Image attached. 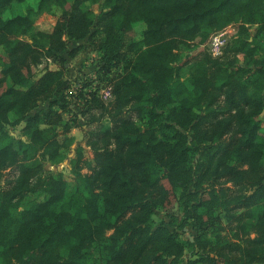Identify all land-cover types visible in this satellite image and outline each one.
Masks as SVG:
<instances>
[{
    "label": "trees",
    "instance_id": "trees-1",
    "mask_svg": "<svg viewBox=\"0 0 264 264\" xmlns=\"http://www.w3.org/2000/svg\"><path fill=\"white\" fill-rule=\"evenodd\" d=\"M20 1L0 0V46L5 56L0 122L13 112L26 120L23 132L28 138L13 140L6 132L0 134V172L11 166L18 172L0 192V264H95L94 251L107 257L105 264H178L187 247L201 251L188 264H260L264 260V121L260 119L264 0H42L40 9L48 3L59 8L60 15L53 30H38L30 41L22 36L33 29L34 9L6 20L1 17L3 9ZM94 3L101 6L98 16L91 8ZM231 23L237 29L233 48L246 65L230 70L234 65L205 55L191 65V85L183 82L180 67L190 59L183 58L180 47L206 43L211 29ZM137 24L143 26V39L128 45L132 57L116 48L112 54L117 61L104 67L109 75L125 60L122 72L108 77L111 103L105 104L97 94L91 100L110 117V125L92 131L86 141L95 165L78 146L70 174L47 177L42 183L46 198L21 208L26 194L36 191L32 180L41 177L38 155L59 164L74 143L68 136L69 123L62 124V112L51 108L28 114L41 98L52 91L63 93L69 85L61 70H47L33 81V65L45 53L57 57L72 40L92 36L94 25L112 38L117 30ZM251 26H257L253 40L247 36ZM135 117L146 118L144 129ZM228 134L234 138L230 152L236 164L228 165L226 155H219L213 178L228 176L237 187H252L251 193L234 195L212 184L189 211L188 218L201 232L194 241L165 226L148 228L155 210L169 209L179 190L188 187L192 154L203 143ZM85 166L88 173L82 172ZM158 168L161 172L156 173ZM235 199L239 203L229 211L246 206L243 216L257 217L255 236L247 237L243 245L218 239L219 248L226 245L227 250L214 246L210 249L215 253L207 251L213 242L201 240L203 227L214 226L219 220L215 209L228 208ZM251 202L258 206L249 207Z\"/></svg>",
    "mask_w": 264,
    "mask_h": 264
},
{
    "label": "rangeland",
    "instance_id": "rangeland-1",
    "mask_svg": "<svg viewBox=\"0 0 264 264\" xmlns=\"http://www.w3.org/2000/svg\"><path fill=\"white\" fill-rule=\"evenodd\" d=\"M41 1L23 0L14 2L3 9L1 17L6 20L19 14H26L29 9H34L36 12L33 17V29L31 32L22 36V39L30 41L32 33L38 30H53L60 15L59 8L53 7L48 3H45L44 7L40 9L39 5ZM91 8L95 15H100L101 6L99 3L92 4ZM234 25V23H231L222 29H211V34L206 43H196L190 48L184 45L180 47L179 52L183 58L190 59L187 64L180 67L179 72L183 82L191 85V65L192 63H198L204 60L206 58L205 55L212 58H220L224 63L234 65L229 67L230 70L235 69L237 66L246 65L247 61L242 55L237 54L233 48L234 40L237 38V29ZM256 28L257 26L250 27L249 35H247L250 40H253ZM92 31L94 32L92 36L72 40L67 50L57 57L45 53L42 55L41 61L33 65V71L35 73L33 81L38 80L47 70H61L64 79L69 81V85L63 93H53L52 91L49 95L41 98L33 105L28 114L32 116L37 112H47L51 108L55 111L62 112V124L69 123L70 130L68 136L74 137V143L65 150V159L62 163L53 164L47 158L38 155L43 163V168L40 171L41 177L32 180V186H34L36 191H31L26 194V197L21 202V208L33 200L41 201L46 198L47 195L42 188L44 187L42 183L47 177L57 175L59 172L70 174L71 160L75 157L78 146H83L84 156L88 163L92 166L95 165L92 150L87 146L86 141L92 131L102 125H110V117L105 108L94 106V101H91L92 97L94 94H97L96 97L105 101V104L108 105L111 103L113 95L108 86V77H115L122 72L125 66V60L121 59L118 63V68H113L112 73L109 75L104 74V67H107L108 63H115L116 59H114L112 53L116 48L120 52H125L128 58L132 57V52H129L127 47L131 42L143 39V26L137 24L119 29L112 34V38H108L107 34L101 28H98L97 25H94ZM262 43L264 44V40H262ZM73 49H75L73 54H70V51ZM4 59V48L0 46V74L4 68ZM8 83L11 82L8 81ZM52 101H57L53 103V107L51 105ZM63 104H66L68 108H61ZM82 107H86L85 111L82 110ZM260 119L264 121V113L260 116ZM135 122L142 129L146 127V118L135 117ZM25 124L26 120L22 121L16 114L10 112L8 119L0 122V134L6 132L13 140L22 139L27 141L28 138L23 132ZM60 127H62L61 124ZM233 142V136L228 134L219 141L207 142L200 145V149L192 154L191 164L193 176L188 187L179 190L177 201L169 209L155 210L152 215V220L148 224V228L153 229L159 226H165L170 232L177 231L181 237L194 241L196 236H199L201 232L196 229L194 220L188 218L189 211L197 205L200 197L204 196V193H207L212 184L213 186L215 185L216 189L224 187L228 193H233L234 195H239L242 192L251 193L252 187L245 185L244 187H237L234 182L228 179V176L213 178L211 171L216 168L219 155H226L224 158L227 160V164L235 166L236 162L232 159L230 152L233 148ZM216 152H218V155L212 162ZM210 163L211 166L208 168ZM89 171L88 166L82 169L83 173H88ZM159 172H161L160 168L156 169V173ZM17 173L16 167L14 166L8 167L0 172V192L7 187L9 180L15 179ZM68 189L72 192L74 190V183H70ZM237 203L239 202L235 199V201L230 202L228 208L217 207L215 209V216H219V220L214 223V226L208 228V225H206L203 227V230L206 232L201 237V240L207 242L209 239L213 242L207 248V251L210 250L212 253H215L216 249H210L214 246L219 251L227 250L226 245H222L219 248L220 243L224 240L243 245L247 237L255 236L257 217H244L243 212L247 208L246 206L229 211V208ZM250 206L256 207L258 203L251 202L249 204ZM199 211L205 212V209L201 208ZM218 239L221 241L219 245ZM200 253L201 251L199 249L187 247L184 255L179 259L178 264H188L190 259H197ZM94 257L98 259L95 264L106 263L107 257L98 251H94ZM260 264H264V260Z\"/></svg>",
    "mask_w": 264,
    "mask_h": 264
},
{
    "label": "bare ground",
    "instance_id": "bare-ground-1",
    "mask_svg": "<svg viewBox=\"0 0 264 264\" xmlns=\"http://www.w3.org/2000/svg\"><path fill=\"white\" fill-rule=\"evenodd\" d=\"M67 162V161H66ZM66 164V163H65Z\"/></svg>",
    "mask_w": 264,
    "mask_h": 264
}]
</instances>
